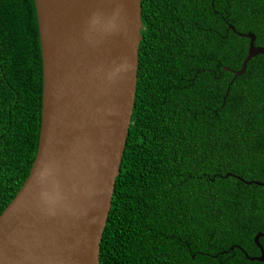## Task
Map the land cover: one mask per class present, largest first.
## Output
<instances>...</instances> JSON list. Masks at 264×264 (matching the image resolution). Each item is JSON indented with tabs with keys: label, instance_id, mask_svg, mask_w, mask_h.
Wrapping results in <instances>:
<instances>
[{
	"label": "trees",
	"instance_id": "trees-1",
	"mask_svg": "<svg viewBox=\"0 0 264 264\" xmlns=\"http://www.w3.org/2000/svg\"><path fill=\"white\" fill-rule=\"evenodd\" d=\"M141 21L99 264H264L249 259L264 234V55L231 72L247 34L264 48V0H141ZM41 95L34 1L0 0V214L35 158Z\"/></svg>",
	"mask_w": 264,
	"mask_h": 264
},
{
	"label": "water",
	"instance_id": "water-1",
	"mask_svg": "<svg viewBox=\"0 0 264 264\" xmlns=\"http://www.w3.org/2000/svg\"><path fill=\"white\" fill-rule=\"evenodd\" d=\"M33 1L41 122L29 174L0 214V264H99L136 94L141 0ZM246 36L234 77L264 55ZM263 235L250 260L264 261Z\"/></svg>",
	"mask_w": 264,
	"mask_h": 264
},
{
	"label": "bare ground",
	"instance_id": "bare-ground-1",
	"mask_svg": "<svg viewBox=\"0 0 264 264\" xmlns=\"http://www.w3.org/2000/svg\"><path fill=\"white\" fill-rule=\"evenodd\" d=\"M255 39V38H254ZM254 45V44H253ZM256 47V46H255Z\"/></svg>",
	"mask_w": 264,
	"mask_h": 264
}]
</instances>
